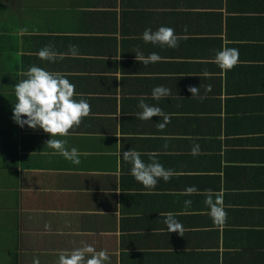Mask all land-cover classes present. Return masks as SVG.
Here are the masks:
<instances>
[{
    "label": "crops",
    "instance_id": "1",
    "mask_svg": "<svg viewBox=\"0 0 264 264\" xmlns=\"http://www.w3.org/2000/svg\"><path fill=\"white\" fill-rule=\"evenodd\" d=\"M162 26L178 47L141 39ZM73 45L75 58L37 55ZM225 46L239 50L227 72L214 63ZM137 50L162 59L145 65ZM32 66L62 73L91 106L54 137L79 164L49 155V134L12 119L14 86ZM157 86L170 94L153 99ZM141 100L169 116L163 130V117L138 118ZM128 150L171 178L145 188L118 155ZM208 191L222 198V225ZM168 212L182 237L167 232ZM84 245L107 251L105 264H264V0H0V264H57Z\"/></svg>",
    "mask_w": 264,
    "mask_h": 264
},
{
    "label": "clouds",
    "instance_id": "2",
    "mask_svg": "<svg viewBox=\"0 0 264 264\" xmlns=\"http://www.w3.org/2000/svg\"><path fill=\"white\" fill-rule=\"evenodd\" d=\"M141 39L145 43L159 45L161 47L176 48L180 37L175 34V30L171 27H159L156 31L150 28L145 29ZM41 60L55 62L57 58L64 59L66 56L75 58L79 55L76 46H70L68 53H56L50 47L42 48L38 53ZM137 61L147 65L149 63L159 62L162 58L155 52L147 57L139 50L135 55ZM239 62V50L236 48L223 47L214 57V63L223 71L227 72L235 67ZM27 77L19 81L14 86L16 102L13 103L12 119L23 128L25 125L30 129H41L49 134L50 139L46 144L55 151L49 155H62L66 160L73 164H79V153L76 148L70 151L65 148L66 141L56 139L54 137H66L70 130L79 127L82 119L88 117L91 113V106L87 100L81 98L78 101L74 99L76 96L75 85L72 84L60 72H49L40 67L32 66L24 73ZM204 77H209L210 73L204 71ZM210 90V87L209 89ZM188 91L195 96L199 94V88L189 87ZM170 89L164 86H157L152 91V98L159 100L167 97ZM138 107L142 112L138 113L140 120H149L152 117H163V122L158 123L157 127L163 130L170 122V118L159 107L149 106L140 101ZM192 154H198V146L192 149ZM118 155L122 159L130 163V173L135 180L141 183L147 189H154L159 179L168 181L172 176V171L165 169L162 164L154 158L151 162H144L140 157L141 153L134 150H128ZM197 189L189 187L185 190V195L196 193ZM205 204L209 208V216L212 218L213 224L222 225L227 218V213L223 207L222 198L216 196L211 191L205 193ZM185 207H189L190 200L184 202ZM163 223L166 225L168 233H177L183 236V225L177 221L175 214L172 212L164 213ZM50 225H45V229ZM109 260L107 251H96L92 245H84L70 252L62 251L59 253L57 264H105ZM33 264H40L38 258L33 260Z\"/></svg>",
    "mask_w": 264,
    "mask_h": 264
}]
</instances>
